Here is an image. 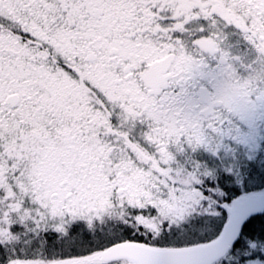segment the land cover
<instances>
[{
	"label": "snow or ice",
	"instance_id": "1",
	"mask_svg": "<svg viewBox=\"0 0 264 264\" xmlns=\"http://www.w3.org/2000/svg\"><path fill=\"white\" fill-rule=\"evenodd\" d=\"M0 264H264V0H0Z\"/></svg>",
	"mask_w": 264,
	"mask_h": 264
}]
</instances>
